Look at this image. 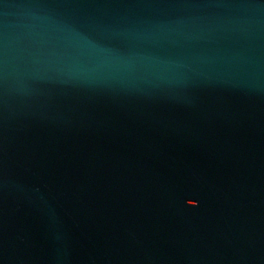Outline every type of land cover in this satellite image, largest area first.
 Returning a JSON list of instances; mask_svg holds the SVG:
<instances>
[{
  "label": "water",
  "instance_id": "95a60500",
  "mask_svg": "<svg viewBox=\"0 0 264 264\" xmlns=\"http://www.w3.org/2000/svg\"><path fill=\"white\" fill-rule=\"evenodd\" d=\"M0 264H264V0H0Z\"/></svg>",
  "mask_w": 264,
  "mask_h": 264
}]
</instances>
